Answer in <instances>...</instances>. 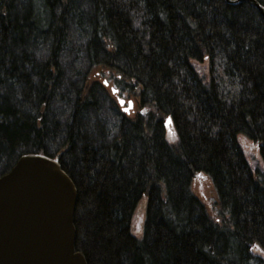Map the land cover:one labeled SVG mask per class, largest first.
<instances>
[{
	"label": "trees",
	"instance_id": "16d2710c",
	"mask_svg": "<svg viewBox=\"0 0 264 264\" xmlns=\"http://www.w3.org/2000/svg\"><path fill=\"white\" fill-rule=\"evenodd\" d=\"M65 58L79 65L71 83ZM241 138L264 162V19L253 3L0 0V177L23 155L56 159L77 188L87 264H264V171ZM201 177L211 206L193 194Z\"/></svg>",
	"mask_w": 264,
	"mask_h": 264
},
{
	"label": "water",
	"instance_id": "95a60500",
	"mask_svg": "<svg viewBox=\"0 0 264 264\" xmlns=\"http://www.w3.org/2000/svg\"><path fill=\"white\" fill-rule=\"evenodd\" d=\"M254 0H227L230 5ZM115 93V91H113ZM122 107L125 101L118 100ZM127 109V111H125ZM129 102L123 112L129 113ZM77 188L56 159L21 156L0 177V264H87L75 248Z\"/></svg>",
	"mask_w": 264,
	"mask_h": 264
},
{
	"label": "rangeland",
	"instance_id": "374dc122",
	"mask_svg": "<svg viewBox=\"0 0 264 264\" xmlns=\"http://www.w3.org/2000/svg\"><path fill=\"white\" fill-rule=\"evenodd\" d=\"M78 66H79L78 63L74 62L72 58H65L62 61V69L64 70V80L65 81H68L71 83L76 80L75 72L78 69ZM194 67L201 75H205L208 71L207 63L206 64L205 63L195 64ZM105 83L107 82L105 81L104 84ZM105 87H106L108 94L112 95V97L114 98L118 106H119V103H118L119 99H123L125 101V104L122 107L119 106L121 110L123 108H127L129 102L133 103V108H134V105H135L134 101L125 95L124 96L120 95L118 90H116L115 87L113 86V84L108 83V85L107 86L105 85ZM113 89L116 90L117 95H114L112 93ZM58 109H62V107L59 106ZM133 110L134 109H132L131 112L129 113L130 116L134 115ZM110 112L111 111L106 106L105 111L100 116V119L104 122H108L112 126L111 128H113L112 133H114L115 132L114 124L117 121L114 120L115 119L114 115L110 114ZM240 144H241L243 153L245 155V158L248 164L250 165V167L252 169L256 168V169H260L261 171H264V162L260 154V149H258L259 147H257V145H254L250 140L245 139V138H241ZM192 189L194 191L193 194L200 200L204 201V203H206L208 206L209 205L211 206L213 202H215L214 189L211 183L204 177L198 178L194 182ZM145 199H143L139 203L136 209V212L133 216V220H132L131 231H132L133 236H135L138 239L142 238L143 236V228H144V221H145V214H146V200Z\"/></svg>",
	"mask_w": 264,
	"mask_h": 264
},
{
	"label": "snow or ice",
	"instance_id": "6c2138e0",
	"mask_svg": "<svg viewBox=\"0 0 264 264\" xmlns=\"http://www.w3.org/2000/svg\"><path fill=\"white\" fill-rule=\"evenodd\" d=\"M125 111H127V109H125Z\"/></svg>",
	"mask_w": 264,
	"mask_h": 264
}]
</instances>
